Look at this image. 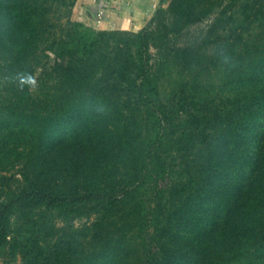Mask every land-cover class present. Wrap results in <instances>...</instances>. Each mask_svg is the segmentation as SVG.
<instances>
[{
    "label": "trees",
    "instance_id": "trees-1",
    "mask_svg": "<svg viewBox=\"0 0 264 264\" xmlns=\"http://www.w3.org/2000/svg\"><path fill=\"white\" fill-rule=\"evenodd\" d=\"M75 1L0 0V264H264V0Z\"/></svg>",
    "mask_w": 264,
    "mask_h": 264
},
{
    "label": "crops",
    "instance_id": "crops-1",
    "mask_svg": "<svg viewBox=\"0 0 264 264\" xmlns=\"http://www.w3.org/2000/svg\"><path fill=\"white\" fill-rule=\"evenodd\" d=\"M169 0H166L168 3ZM161 0H76L72 18L95 29L136 31L160 6ZM166 2L162 6H166ZM102 12L97 21V13Z\"/></svg>",
    "mask_w": 264,
    "mask_h": 264
},
{
    "label": "clouds",
    "instance_id": "clouds-1",
    "mask_svg": "<svg viewBox=\"0 0 264 264\" xmlns=\"http://www.w3.org/2000/svg\"><path fill=\"white\" fill-rule=\"evenodd\" d=\"M18 81H19V85L22 88L28 87L29 89H34L37 87V78L32 73L19 74Z\"/></svg>",
    "mask_w": 264,
    "mask_h": 264
},
{
    "label": "rangeland",
    "instance_id": "rangeland-1",
    "mask_svg": "<svg viewBox=\"0 0 264 264\" xmlns=\"http://www.w3.org/2000/svg\"><path fill=\"white\" fill-rule=\"evenodd\" d=\"M165 2H166V0H165ZM166 5H167V2H166ZM72 19H73V18H72ZM74 20H75V19H74ZM77 21H78V20H77ZM209 22H210V20H205V21H203V22H201V23H199V24L194 25L193 27H191V28L189 29V31H188L187 33H185V35H184L183 37L179 38L178 42H179V43H184V42L190 40L191 37H192L193 35H195L200 29H205V28L207 27V25H208ZM81 23H83V22H81ZM83 24H84V23H83ZM85 25H86V24H85ZM86 26H88V25H86ZM88 27H90V26H88ZM94 29H95V28H94ZM98 30H99V29H98Z\"/></svg>",
    "mask_w": 264,
    "mask_h": 264
},
{
    "label": "built area",
    "instance_id": "built-area-1",
    "mask_svg": "<svg viewBox=\"0 0 264 264\" xmlns=\"http://www.w3.org/2000/svg\"><path fill=\"white\" fill-rule=\"evenodd\" d=\"M101 16H102V12L100 11V12L97 13V21H98V22H99V20L101 19Z\"/></svg>",
    "mask_w": 264,
    "mask_h": 264
}]
</instances>
